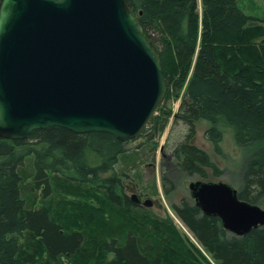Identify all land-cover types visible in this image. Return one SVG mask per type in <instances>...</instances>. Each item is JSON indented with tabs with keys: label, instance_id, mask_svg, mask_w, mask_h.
Listing matches in <instances>:
<instances>
[{
	"label": "trees",
	"instance_id": "16d2710c",
	"mask_svg": "<svg viewBox=\"0 0 264 264\" xmlns=\"http://www.w3.org/2000/svg\"><path fill=\"white\" fill-rule=\"evenodd\" d=\"M241 1L126 0L159 50L168 87L160 116L140 136L149 129L154 140L162 134L171 116L167 101L183 94L175 119L191 129L188 140L195 123L205 120L216 153L226 129L238 146H254L235 187L241 200L264 206V22L246 14ZM147 145L127 151L111 134L62 127L34 131L24 140L0 139V264H33L43 252L44 264H204L198 248L195 256L188 244L149 231L147 240L135 217L120 213L139 209L120 194L119 177L127 174L121 167L130 171L133 163L153 157L156 147ZM174 157L176 170L187 176L204 179L209 170L222 175L211 156L189 141ZM54 180L76 194L100 195L112 209L90 216L87 206L59 199ZM28 182L34 190L25 192ZM173 209L218 264H264V227L240 237L188 200ZM107 253L113 258L107 260Z\"/></svg>",
	"mask_w": 264,
	"mask_h": 264
},
{
	"label": "water",
	"instance_id": "95a60500",
	"mask_svg": "<svg viewBox=\"0 0 264 264\" xmlns=\"http://www.w3.org/2000/svg\"><path fill=\"white\" fill-rule=\"evenodd\" d=\"M167 91L159 50L126 0H17L0 19V139L62 127L126 143L150 123ZM190 192L230 233L264 227V209L230 184L197 181Z\"/></svg>",
	"mask_w": 264,
	"mask_h": 264
},
{
	"label": "rangeland",
	"instance_id": "374dc122",
	"mask_svg": "<svg viewBox=\"0 0 264 264\" xmlns=\"http://www.w3.org/2000/svg\"><path fill=\"white\" fill-rule=\"evenodd\" d=\"M241 2L246 14L259 17L264 22V0H242ZM200 10L202 11L201 6ZM182 96L183 94L175 101H167L165 107L171 110V116L162 134L154 140L150 136L151 130L149 129L142 136L139 135L136 139L126 144L127 151L139 150V147H143L147 143L151 144L150 146H155L156 149L152 158L144 162L137 161L133 163L130 171L124 170L125 168L121 167V171L127 174L119 177L121 179L119 192L122 196L127 195L130 198L133 195H137L138 197H143L144 200H153L154 206L152 208L139 207V209L124 208L120 210V213L125 212V214H131L135 217L138 225L137 229L143 238L148 240V237H146L147 234L153 233L160 239L165 237L171 242L179 241L183 245L188 244L187 246L193 255H198L196 248L204 254L205 262L201 258L204 264H218L202 247L194 234L179 219L173 207L180 205L183 200L194 203L189 186L197 180L224 182L235 186L236 180L241 177L245 162L254 149V146L253 149H244L238 146L234 139L233 130L226 129L221 144V153H216L214 146L206 137V131L210 128V124L205 120H200L195 123L194 136L191 140H188L187 138L190 136L191 129L182 121L175 119L182 102ZM171 99H173L172 96ZM156 115L160 116V112H157ZM186 141L206 151L218 165L222 175L220 177H214L212 171L209 170L208 177L203 179L198 175L187 176L176 170L174 163L175 151ZM148 146L146 149H150V146ZM29 182L25 185V192L34 190ZM41 190L37 191V198L35 200L36 208L42 206ZM53 190L62 201H66L71 205L87 206L90 210L84 209V212H89L91 214L90 216L96 217L98 213L108 214L112 209L109 206L110 204L100 197V195L87 196L76 194L70 192L68 188L58 187L55 180L53 182ZM95 194L97 193L95 192ZM261 207L264 208V206ZM91 218L93 219V217ZM148 231L149 233H147ZM105 257L107 260H110L113 258V254L107 253ZM45 261L46 255L43 252L42 255L36 256L33 264H44ZM63 261L67 263V259L65 258H63Z\"/></svg>",
	"mask_w": 264,
	"mask_h": 264
},
{
	"label": "clouds",
	"instance_id": "9594fccd",
	"mask_svg": "<svg viewBox=\"0 0 264 264\" xmlns=\"http://www.w3.org/2000/svg\"><path fill=\"white\" fill-rule=\"evenodd\" d=\"M63 3V0H57ZM17 0H0V19H6L15 11Z\"/></svg>",
	"mask_w": 264,
	"mask_h": 264
},
{
	"label": "flooded vegetation",
	"instance_id": "af4514ba",
	"mask_svg": "<svg viewBox=\"0 0 264 264\" xmlns=\"http://www.w3.org/2000/svg\"><path fill=\"white\" fill-rule=\"evenodd\" d=\"M138 199H139V201H138V200H135V201H134V204H136V205H138L139 207H142V208H143V206H142V203H143V201H144L143 197L139 196Z\"/></svg>",
	"mask_w": 264,
	"mask_h": 264
},
{
	"label": "bare ground",
	"instance_id": "6f19581e",
	"mask_svg": "<svg viewBox=\"0 0 264 264\" xmlns=\"http://www.w3.org/2000/svg\"><path fill=\"white\" fill-rule=\"evenodd\" d=\"M133 12H134V11H133ZM134 13H135V12H134ZM135 14H136V13H135ZM139 22H140V21H139ZM140 24H141V23H140ZM154 45H155V44H154ZM160 58H161V57H160ZM161 64H162V63H161ZM160 107H161V106H160ZM158 110H159V109H158ZM157 112H158V111H157ZM155 115H156V114H155ZM155 115H154V116H155ZM147 126H148V125H147ZM147 126H146V127H147ZM146 127H145V128H146ZM144 130H145V129H144ZM144 130H143V131H144ZM143 131H142V132H143ZM142 132H141V133H142ZM141 133H140V134H141ZM140 134H139V135H140ZM52 177H53V176H52ZM203 214H204V213H203ZM204 215H205V214H204ZM206 216H207V215H206ZM210 217H211V216H210ZM232 234H233V233H232ZM234 235H235V234H234ZM236 236H237V235H236Z\"/></svg>",
	"mask_w": 264,
	"mask_h": 264
}]
</instances>
